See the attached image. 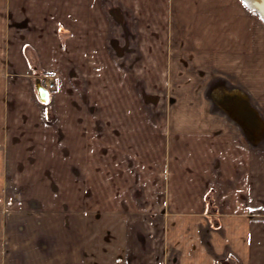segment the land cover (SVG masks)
I'll list each match as a JSON object with an SVG mask.
<instances>
[{"label":"crops","instance_id":"crops-1","mask_svg":"<svg viewBox=\"0 0 264 264\" xmlns=\"http://www.w3.org/2000/svg\"><path fill=\"white\" fill-rule=\"evenodd\" d=\"M251 2L0 0L3 189L92 193L114 216L143 200V222L70 220L59 247L0 239V264H168L170 249L175 264H264V19ZM155 66L208 69L197 110L135 109L154 97ZM53 70L42 103L35 77Z\"/></svg>","mask_w":264,"mask_h":264},{"label":"rangeland","instance_id":"rangeland-1","mask_svg":"<svg viewBox=\"0 0 264 264\" xmlns=\"http://www.w3.org/2000/svg\"><path fill=\"white\" fill-rule=\"evenodd\" d=\"M177 69L179 75L183 78V82L177 81V76L173 77ZM151 73L152 86L148 90V93L154 95V97H151L150 104H144L142 107L137 106L136 103L135 109L162 112H172L175 110L179 112H192L198 109L197 104L189 102V99L193 94H201L200 90L204 91L208 78V69L204 68V70L201 71L197 66H195L193 70L192 66H155V68L152 67ZM193 75L195 76L194 80L192 79ZM50 77L53 79V82L56 83L57 91L59 81L58 72L53 70L45 73H38L35 78L40 79L43 83L49 80ZM180 83H182V85ZM13 185V183L8 182L7 190L5 191L3 189L4 185L2 183L0 184V191H2L0 193V239L9 241V244L16 240L50 238L54 239L56 241V247H59L61 244L58 240L68 237L66 236L68 235V231L65 228L66 223L70 222V220L71 222L78 221L86 222L89 225H95L96 223H126L133 221L132 218L135 217L136 220H134V223L143 222V215L140 214L143 212V200L141 196H139V193L135 199L133 197L130 199V206L128 210L125 211L135 214L132 216H129V214L114 216L109 213V209L105 210L108 206L100 204L101 202H103V204L107 202L109 205L111 200H109V198H103L102 200L93 199L91 191H89L91 194L88 193L86 195L85 201L75 196L63 199L52 198L50 196L47 197L45 195L42 198L36 199L25 197L24 194ZM124 187L126 189L127 184H124ZM118 188L120 187L116 188L117 198L120 193ZM124 194V190H122V194L119 197L124 196ZM121 202L122 200L119 198L118 206L121 205ZM64 205H66V208ZM123 205L127 206L128 203ZM166 207L167 206L164 207V214L166 213ZM118 211L120 210L118 209ZM89 225L85 233L86 238L91 240V238H96L99 232ZM64 232L66 234H64ZM107 234L109 238L111 232L108 231ZM206 235L208 236V234L204 232L202 237L205 239ZM8 248L11 249L9 246ZM61 250L62 249H60V251ZM174 251L175 249H170L168 254H166V261L168 264L176 263L173 258V256H175Z\"/></svg>","mask_w":264,"mask_h":264},{"label":"water","instance_id":"water-1","mask_svg":"<svg viewBox=\"0 0 264 264\" xmlns=\"http://www.w3.org/2000/svg\"><path fill=\"white\" fill-rule=\"evenodd\" d=\"M260 3H257V0H252L251 4L254 8H256L262 18L264 19V0L260 1ZM38 98L42 103H46L49 100L50 94L47 92V90L41 85L40 80H37L36 85H35Z\"/></svg>","mask_w":264,"mask_h":264},{"label":"built area","instance_id":"built-area-1","mask_svg":"<svg viewBox=\"0 0 264 264\" xmlns=\"http://www.w3.org/2000/svg\"><path fill=\"white\" fill-rule=\"evenodd\" d=\"M42 84L50 93L56 91V83L53 82V79H51V77L49 78V80L44 81Z\"/></svg>","mask_w":264,"mask_h":264},{"label":"bare ground","instance_id":"bare-ground-1","mask_svg":"<svg viewBox=\"0 0 264 264\" xmlns=\"http://www.w3.org/2000/svg\"><path fill=\"white\" fill-rule=\"evenodd\" d=\"M249 4V3H248ZM250 5V4H249ZM236 94V93H235ZM221 102V101H220Z\"/></svg>","mask_w":264,"mask_h":264}]
</instances>
